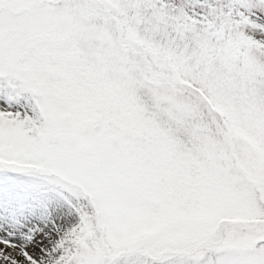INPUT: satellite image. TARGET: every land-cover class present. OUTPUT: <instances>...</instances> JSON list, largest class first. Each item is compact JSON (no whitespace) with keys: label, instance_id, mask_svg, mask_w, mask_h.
I'll use <instances>...</instances> for the list:
<instances>
[{"label":"snow or ice","instance_id":"snow-or-ice-1","mask_svg":"<svg viewBox=\"0 0 264 264\" xmlns=\"http://www.w3.org/2000/svg\"><path fill=\"white\" fill-rule=\"evenodd\" d=\"M0 264H264V0H0Z\"/></svg>","mask_w":264,"mask_h":264}]
</instances>
